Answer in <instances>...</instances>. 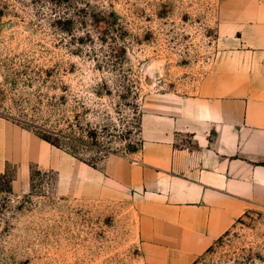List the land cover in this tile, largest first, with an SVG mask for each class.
<instances>
[{"label": "rangeland", "instance_id": "rangeland-1", "mask_svg": "<svg viewBox=\"0 0 264 264\" xmlns=\"http://www.w3.org/2000/svg\"><path fill=\"white\" fill-rule=\"evenodd\" d=\"M217 1L0 0V264H147L128 201L62 194L9 142L43 124L91 166L134 152L145 98L194 91L216 56ZM192 264H264V208Z\"/></svg>", "mask_w": 264, "mask_h": 264}, {"label": "crops", "instance_id": "crops-1", "mask_svg": "<svg viewBox=\"0 0 264 264\" xmlns=\"http://www.w3.org/2000/svg\"><path fill=\"white\" fill-rule=\"evenodd\" d=\"M218 51L194 91L153 93L139 144L91 166L24 131L9 157L56 170L60 193L128 201L147 264H192L264 208V0L217 1Z\"/></svg>", "mask_w": 264, "mask_h": 264}, {"label": "trees", "instance_id": "trees-1", "mask_svg": "<svg viewBox=\"0 0 264 264\" xmlns=\"http://www.w3.org/2000/svg\"><path fill=\"white\" fill-rule=\"evenodd\" d=\"M31 125H33V128H36L37 134H39L41 138H43L44 140L56 146H61L60 138H62L63 140L69 141V142H72V141L79 142L80 141V140L73 138L71 133H68L66 135L59 134L56 128L46 129L43 126V124H39V125L31 124ZM75 145L76 144H70V146H72L73 148H75Z\"/></svg>", "mask_w": 264, "mask_h": 264}]
</instances>
